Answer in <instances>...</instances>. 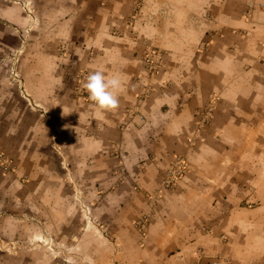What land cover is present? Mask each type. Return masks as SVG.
Wrapping results in <instances>:
<instances>
[{
    "label": "crops",
    "instance_id": "0c3cea01",
    "mask_svg": "<svg viewBox=\"0 0 264 264\" xmlns=\"http://www.w3.org/2000/svg\"><path fill=\"white\" fill-rule=\"evenodd\" d=\"M95 70L121 74L117 108L73 97L69 78ZM139 137L148 188L174 154L190 170L156 202L158 244L117 259L123 246L78 234L73 190L106 188L107 141ZM0 152L15 166L0 170V264H58L45 236L85 264H264V0H0Z\"/></svg>",
    "mask_w": 264,
    "mask_h": 264
},
{
    "label": "rangeland",
    "instance_id": "374dc122",
    "mask_svg": "<svg viewBox=\"0 0 264 264\" xmlns=\"http://www.w3.org/2000/svg\"><path fill=\"white\" fill-rule=\"evenodd\" d=\"M60 51L61 55H66V49L61 48ZM149 52L148 50L143 53V63L150 71V75L153 76L157 74V70L152 72L149 64L146 63V56ZM15 68L16 66L13 67V69ZM13 77L17 78L15 75ZM86 78L87 76L83 75L69 78L74 88L72 95L80 104L89 102L91 106L95 107L90 101L87 91L83 88ZM145 80L147 81V77H138L136 79L141 85L139 89L140 100H144L147 96L145 91H140L143 83L146 84ZM143 89L146 88L143 87ZM140 137L142 138V136ZM140 137L137 141H124L122 144H113L112 141H107V166L111 168L112 165L113 167L115 166L113 163H116L115 167H118V171L111 173L110 177L108 175V180L110 181L106 188L99 189L98 186L88 191L78 182L75 183L73 190L75 208L82 219L78 234H83L85 230L90 229L92 233H97L100 238L107 240L108 244L118 245V247L123 246L121 252L117 254V259L126 250L128 251L127 254L130 255L131 251L134 252L136 249L145 251L152 244H158L161 238L157 234L154 236L149 234V226L157 212L156 202L178 186L177 184L172 188L163 190L161 181L173 167L175 157L181 158L186 162L188 166L187 173L190 170V163L186 155L174 154L167 167L160 171L156 185L148 188L146 185L150 180V173L146 170L149 166V157L137 156L132 152L134 148L142 150L151 146V142ZM7 158L12 162L13 170H15L12 159ZM136 178H139L140 184L136 183ZM159 223L162 224V218ZM116 230L120 231V237L115 236ZM78 236L72 234L69 236V240L77 243L79 241ZM42 247L48 251L52 259L58 264H85V259L79 254L75 252L69 254L58 250L57 244L52 237L45 236L42 240ZM111 260H116L114 251L111 252Z\"/></svg>",
    "mask_w": 264,
    "mask_h": 264
},
{
    "label": "clouds",
    "instance_id": "9594fccd",
    "mask_svg": "<svg viewBox=\"0 0 264 264\" xmlns=\"http://www.w3.org/2000/svg\"><path fill=\"white\" fill-rule=\"evenodd\" d=\"M123 83L120 73L107 76L103 70H95L87 76L83 88L97 109L110 110L119 106L117 93L123 88Z\"/></svg>",
    "mask_w": 264,
    "mask_h": 264
},
{
    "label": "built area",
    "instance_id": "2783aa9c",
    "mask_svg": "<svg viewBox=\"0 0 264 264\" xmlns=\"http://www.w3.org/2000/svg\"><path fill=\"white\" fill-rule=\"evenodd\" d=\"M161 60V54L157 51H150L149 54L146 56V63L149 64L150 70L152 72H155L157 67L159 66V62ZM212 110V107L210 106L204 116L202 114H199V116L204 117ZM197 131H201V122L198 123ZM0 170L3 173H13V166L12 162L3 154L0 152ZM188 171V166L184 160L181 158H174L173 167L168 172V174L162 179L161 181V188L163 190L172 188L178 184V182L184 178L185 174Z\"/></svg>",
    "mask_w": 264,
    "mask_h": 264
}]
</instances>
